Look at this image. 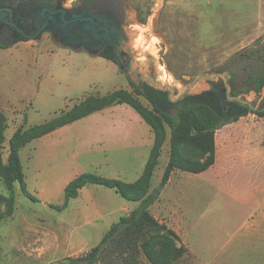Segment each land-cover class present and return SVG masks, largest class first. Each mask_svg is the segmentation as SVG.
Wrapping results in <instances>:
<instances>
[{"label":"rangeland","instance_id":"1","mask_svg":"<svg viewBox=\"0 0 264 264\" xmlns=\"http://www.w3.org/2000/svg\"><path fill=\"white\" fill-rule=\"evenodd\" d=\"M64 1L72 5L76 0ZM128 1L131 25L126 31L137 69L159 84L173 86L176 95L189 84L183 75L230 69L234 81L243 83L242 97L251 102L255 99L248 80L264 69V0ZM201 85L206 83L199 82L196 87ZM120 89L152 110L115 62L65 48L50 34L0 48V110L6 118L3 161L7 163L10 139L18 128L29 129L89 96ZM102 112L61 128L59 131L70 133L54 146L53 155L41 148L40 139L20 150L27 191L35 200L15 183L13 213L0 222V264H57L84 256L113 224L128 215L120 209L124 203L137 209L139 203L127 202L113 190L97 185H87L82 199L62 210L50 207L64 204L62 177L80 160H75L74 154L83 155L82 148L71 147L73 134L97 133L120 117L128 133L140 138L143 126L139 118L131 117L132 113L139 117L131 107L114 114ZM169 141L167 128L153 188L159 185L169 161ZM215 141L212 169L200 176L179 171L171 176L150 208L160 227L146 231L140 245L152 235L167 234L161 227L166 226L179 238L177 245L185 248L184 256L172 264H264V116L246 113L221 127ZM79 142L84 139L74 140L72 146ZM181 152L199 159L188 146ZM97 154L103 157L104 148L99 147ZM79 172L107 176L90 164ZM0 194L10 195L1 178ZM107 206L114 211L110 215L100 210ZM133 263L151 264L141 246ZM101 264L123 262L111 257Z\"/></svg>","mask_w":264,"mask_h":264},{"label":"trees","instance_id":"2","mask_svg":"<svg viewBox=\"0 0 264 264\" xmlns=\"http://www.w3.org/2000/svg\"><path fill=\"white\" fill-rule=\"evenodd\" d=\"M53 1L0 0V6L7 4L21 6L28 2L47 4ZM14 44L16 43L0 44V48H7ZM100 57L115 62V52L111 47L103 51ZM251 84L257 88L264 86V69L261 73L249 78L248 85ZM131 85L137 95L147 99L152 110L145 108L132 93L122 89L100 97L89 96L68 111L42 124L34 125L26 130L23 127L18 128L10 139L7 163L2 159L6 118L0 110V178L10 192L9 196L0 194V222L13 213L15 183L20 185L26 196L35 200V197H32L27 191L20 157V150L33 141L91 114L122 104H127L133 108L154 133V144L144 171L138 180L133 183H125L117 179L84 173L67 184L64 189L65 201L61 207L50 206L56 210L66 208L69 201L78 198L81 190L87 185L103 186L114 190L129 202L139 203L137 209L113 224L100 243L89 253L81 257H70L57 264H101L107 262L111 257H114V260L122 259L123 264H134V259L140 253V246L151 264H172L182 258L185 254V248L177 245L179 238L174 231L166 226L161 227L167 234L152 235L140 245V240L146 231L160 227L158 220L151 214L150 208L159 200L175 170L201 174L212 168L216 163V132L221 127L239 120L246 114H239L236 117L223 114L218 108V104L207 93L188 97L179 104H169L168 93L156 91L147 85H144V92H142L132 83ZM255 114L264 116V113L260 112ZM167 128L170 130L169 161L159 185L152 189L153 175L159 165L162 148L167 139ZM183 146L190 147L199 155V159L183 156L181 152Z\"/></svg>","mask_w":264,"mask_h":264},{"label":"water","instance_id":"3","mask_svg":"<svg viewBox=\"0 0 264 264\" xmlns=\"http://www.w3.org/2000/svg\"><path fill=\"white\" fill-rule=\"evenodd\" d=\"M82 8L83 10L80 13L71 12L70 10L64 9L62 6H59L57 9L52 7L43 9L42 16L45 18L47 24L49 22L54 23L55 29L46 30L39 27L36 37L40 33L48 32L65 48L72 50H85L91 55L98 56L103 46L95 44L90 40L80 39L78 36L72 34L70 30L73 26H76L79 30L85 29L86 32L94 33V38L100 36L105 37L107 44L112 46L116 51L115 63L118 65L119 69L123 71L130 82L142 92H144V89L141 87V83H144L156 91L168 93L167 100L169 104H179L188 97H196L209 92L212 90L213 84L216 81L221 80L226 85L229 101L238 102L243 109L248 108L250 112L264 113V108L259 110L257 103L242 100L241 98H234L229 95L230 86L228 85V81L233 77L230 69L223 72L204 73L202 75H183L182 78L189 81V84L182 93L176 95V90L173 86L157 83L154 78L147 76L144 72L134 66V55L130 50V39L126 30L123 28L118 29L116 27L109 28L106 20L97 18L92 11L84 5H82ZM0 11V21L7 22L5 18L7 13L11 12V10L8 8H2ZM47 12L50 13L49 16L45 14ZM34 38L35 37H32L31 39ZM125 56H131L132 59L127 61ZM202 81H204L206 85L196 87V84ZM263 95L264 89L260 92V96ZM257 102L260 104L261 100L258 98ZM243 114L244 111L241 115Z\"/></svg>","mask_w":264,"mask_h":264},{"label":"crops","instance_id":"4","mask_svg":"<svg viewBox=\"0 0 264 264\" xmlns=\"http://www.w3.org/2000/svg\"><path fill=\"white\" fill-rule=\"evenodd\" d=\"M126 106H129V105L127 104L115 105V106L104 109V110H109L111 108H114L113 110H110V111L102 110L104 112L102 111L100 112H102L103 114H106L107 112H111L112 114H114L116 113V111H120L121 108H124ZM132 114L133 115H131V117L139 118L138 119L139 124L143 126V128H145V129L142 128L143 130L141 129V134L137 132V134H140L139 139L132 137L133 134L136 135L134 132L130 131L128 133L127 124L125 120L124 122L121 121L120 117H118V119L116 120L113 118L112 119L113 121L110 123L111 125L107 124L106 127L100 129V131H98L97 133L92 132V133H87L86 135H77V136L76 135L74 136V134L72 135L73 138L71 142V147L75 148L77 146L76 148L78 149L82 148L83 155L74 154L75 160L78 159V157L80 160L79 161L77 160L78 161L77 164L70 165V167H68L66 173L62 177V179L64 180L63 189H65L67 184L71 182L73 179H75L81 174L86 173V172H79V171L80 169H85V166L87 164H90V166L94 167L95 169H101L102 171L106 172L107 176H104L105 178L117 179L125 183H133L139 179V177L142 175L144 171L145 165L150 155V151L154 144V140H153L154 133L151 127L146 124V122L142 119V117L138 113L137 115L139 117H137L134 113ZM75 123L76 122L72 124H75ZM144 124H146L148 127ZM60 129L40 138V146L41 148L44 147V149L46 148L47 150H49L48 151L49 156H50V153L53 155L54 146L56 144L57 145L59 144L58 141H60V139H62L63 137L68 136V134L70 133V132H64V131L61 132L59 131ZM144 130H145V134H144ZM82 139H84V142H79L75 146L74 145L72 146L74 140L80 141ZM86 141L88 142L86 143ZM63 144L66 145V143H63ZM99 147L104 148V155L101 158H98L99 155L97 154V149ZM122 149H123V152H122ZM178 171L183 172L180 170H175L173 174ZM184 173H189V172H184ZM189 174H192V173H189ZM193 175L200 176V174H193ZM84 188L81 190L80 196L76 199H71L68 204H70L72 201L82 199V191L84 190ZM152 189H153V185H152ZM130 203H136V202H130ZM120 209L121 210L124 209L125 212L129 215L135 208H133V206L126 205V203H124L123 206L120 207ZM100 210H102L104 213L108 215L114 212V211H111L108 206L103 207Z\"/></svg>","mask_w":264,"mask_h":264},{"label":"flooded vegetation","instance_id":"5","mask_svg":"<svg viewBox=\"0 0 264 264\" xmlns=\"http://www.w3.org/2000/svg\"><path fill=\"white\" fill-rule=\"evenodd\" d=\"M82 5L92 11L97 18L106 20L109 28L116 27L118 29L123 28L124 30H127V28L131 25V22L128 20V13L130 11L128 0H76L72 5H68L64 0H54L53 2L47 4L28 2L22 4L21 6L16 4H7L0 6V9L8 8L11 10V12L7 13L5 18L7 22L0 21V43L6 44L17 43L18 41L23 40H40L43 35L50 33H40L36 37L39 27L46 30L55 29V24L52 22L47 24L45 18L42 16L43 9L49 7L57 9L59 6H62L64 9L70 10L71 12L80 13L83 10ZM45 14L47 16L50 15L48 12ZM70 32L78 36L80 39L90 40L95 44L102 45L103 48L98 56H100L101 53L109 47L114 50L116 55L115 49L107 44L105 37L100 36L94 38V33H90L88 31L86 32L85 29L79 30L76 26H73ZM50 36L52 37V34H50ZM32 37L35 38L31 39ZM52 39L54 38L52 37ZM125 59L129 61L132 57L125 56ZM144 85V83H141L142 88ZM228 85L230 86L229 95L231 97L245 100L240 91L243 83H236L232 77V79L228 81ZM248 89L255 95V99L252 103H257L259 110L264 108V95L260 96V92L264 89V86L257 88L254 84H251L248 86ZM207 94L210 95L214 102L218 104V108L221 112L230 117H236L243 111L244 114L250 112L248 108L243 109L238 102L228 100L226 85L221 80L216 81L212 86V90L207 92ZM258 98L261 100L260 104L257 102Z\"/></svg>","mask_w":264,"mask_h":264}]
</instances>
